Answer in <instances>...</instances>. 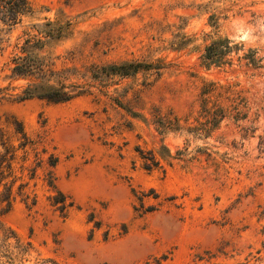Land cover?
<instances>
[{"label": "rangeland", "instance_id": "1", "mask_svg": "<svg viewBox=\"0 0 264 264\" xmlns=\"http://www.w3.org/2000/svg\"><path fill=\"white\" fill-rule=\"evenodd\" d=\"M29 2L33 13L0 53V132L17 147L20 122L58 157L55 169L44 157L29 183L37 205L17 198L2 217L31 245L30 264H264V0ZM47 21L69 24L49 52L84 92L62 104L19 101L27 81L10 78L13 46ZM214 33L255 50L261 68H203ZM130 61L154 69L108 75L110 66ZM204 82L236 83L247 118L224 120L209 139L184 130L157 134L155 111L197 124ZM162 145L199 160L157 166L152 157L159 161ZM198 149L219 153L216 162ZM28 158L34 166V153ZM48 171L72 208L52 205L60 197L44 183Z\"/></svg>", "mask_w": 264, "mask_h": 264}, {"label": "trees", "instance_id": "2", "mask_svg": "<svg viewBox=\"0 0 264 264\" xmlns=\"http://www.w3.org/2000/svg\"><path fill=\"white\" fill-rule=\"evenodd\" d=\"M32 13L33 9L29 0H0V53L10 46L11 31L21 24L24 17ZM68 25L49 21L36 24L30 27L32 33L26 32L23 34L25 38L17 39V43L13 46L15 52L10 60V78L15 81H27L21 95L16 96L19 101L36 98L49 104H62L77 98L84 92L82 86L69 80L68 69L56 68V58L49 52L53 45L66 39ZM209 25L217 29L218 18L214 15L210 16ZM200 63L206 70L211 67L232 68L235 65L247 70L261 68V59L255 50L245 49L243 44L235 43L217 33H214L212 40L205 46L200 56ZM151 69H154L151 64L130 61L110 66L108 75L127 77ZM245 109L246 103L236 83L227 82L221 85L204 82L199 94L196 125L187 124V118L183 121L185 124H181V119L171 112L161 114L155 111L153 118L155 130L159 135L184 130L190 135L209 139L224 120L231 119L234 122L245 120L248 114V110ZM15 125L14 135L17 136V147L11 143L9 137L6 138L5 134L0 132V264L31 263V245L23 242L12 229L6 227L2 217L10 211L17 198H20L29 209L37 205V198L30 191L29 183L35 180L36 170L41 167L44 157L50 169H55L58 165V157L48 150L44 138L40 137L39 141H33L27 136L20 122H16ZM39 147L40 151H38ZM20 151L21 156L18 155ZM29 151L34 153V166H27ZM195 152L205 154L207 162L211 163H215L214 156L219 155L210 149H198ZM157 155L159 161H156L154 155L152 157V162L157 166L160 161L171 166L173 161L188 165L192 161L199 160V156H192L188 149L178 150L175 155H172L164 145L160 147ZM16 165H18L17 171ZM25 172L26 176H24ZM44 183L60 197V199L54 198L52 205H60L59 209L62 211L73 207V202H66L63 194L56 189L52 171L47 172ZM32 264L57 263L49 258H36Z\"/></svg>", "mask_w": 264, "mask_h": 264}]
</instances>
